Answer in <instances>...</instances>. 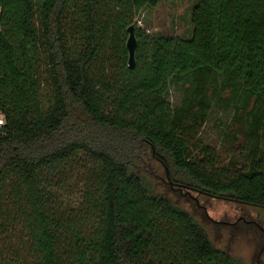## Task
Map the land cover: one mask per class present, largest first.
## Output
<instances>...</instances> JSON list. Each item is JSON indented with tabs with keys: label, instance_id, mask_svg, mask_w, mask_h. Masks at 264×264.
Wrapping results in <instances>:
<instances>
[{
	"label": "trees",
	"instance_id": "16d2710c",
	"mask_svg": "<svg viewBox=\"0 0 264 264\" xmlns=\"http://www.w3.org/2000/svg\"><path fill=\"white\" fill-rule=\"evenodd\" d=\"M176 1L0 0V241L21 229L0 264H242L135 166L155 159L186 188L264 209V0H196L187 39L139 28L143 9ZM218 81L244 129L242 171L209 146L192 156ZM75 171L83 202L69 209Z\"/></svg>",
	"mask_w": 264,
	"mask_h": 264
},
{
	"label": "rangeland",
	"instance_id": "374dc122",
	"mask_svg": "<svg viewBox=\"0 0 264 264\" xmlns=\"http://www.w3.org/2000/svg\"><path fill=\"white\" fill-rule=\"evenodd\" d=\"M196 0H177L172 3H161L156 8L143 9L136 18V22L142 30L155 37L179 36L190 38L192 35L191 13ZM188 85H186L187 87ZM217 86V87H215ZM178 88V85H176ZM209 97H212V109L208 114L206 122L200 127L191 130L192 156L204 157L200 149L209 146L218 156L219 166L231 171H242L247 168L246 152L242 148L245 142L244 129L241 123L234 119L235 105L228 106L227 98L230 96L228 90L223 89L222 81L209 85ZM215 94V95H213ZM217 94V95H216ZM52 92L49 86L43 91L45 106L48 107ZM221 96V101L217 97ZM182 93L172 89L170 93V104L177 106L182 100ZM241 115V113H240ZM1 119H4L0 115ZM237 139V141H235ZM135 172L143 175L150 183L152 191L157 196L170 199L174 205L187 211L206 230L209 238L218 251L228 254L231 258L242 264H264V234L254 227L242 223L235 228L214 224V222H235L239 216L247 219H256L259 224L264 225V209L246 206L234 201L198 195L196 192L188 194L186 189L170 186L166 177V169L163 164L155 159H147L146 162H138ZM83 173L75 171L68 173L67 182L69 187L62 189L61 201L65 208L78 209L83 202V186L77 185V179ZM170 174V173H169ZM172 182L180 184L179 178L172 171ZM74 175V178H73ZM203 206L207 215L197 204ZM242 214V215H241ZM17 229L11 239L0 241L6 249H18L21 247ZM262 254V262L258 259Z\"/></svg>",
	"mask_w": 264,
	"mask_h": 264
},
{
	"label": "water",
	"instance_id": "95a60500",
	"mask_svg": "<svg viewBox=\"0 0 264 264\" xmlns=\"http://www.w3.org/2000/svg\"><path fill=\"white\" fill-rule=\"evenodd\" d=\"M127 34H128V38L126 41V50L128 52V68L130 70L134 69L136 67L137 64V50H138V39L136 36V27L134 25L130 26L127 29ZM166 169V177H167V181L169 182L170 186H177L179 188H183L187 190L188 194H192L193 191L192 189L186 188L185 186H182L180 184H174L171 180L170 174L168 172V169L165 167ZM198 195H202L200 192H196ZM196 202L198 203V199H195ZM206 211V209H205ZM207 212V211H206Z\"/></svg>",
	"mask_w": 264,
	"mask_h": 264
},
{
	"label": "flooded vegetation",
	"instance_id": "af4514ba",
	"mask_svg": "<svg viewBox=\"0 0 264 264\" xmlns=\"http://www.w3.org/2000/svg\"><path fill=\"white\" fill-rule=\"evenodd\" d=\"M197 204H199V203H197ZM198 206L201 209H203L204 213L207 215L205 208L203 206H201L200 204ZM247 220H248V222H245L243 216H239V218L235 222H214V224H219V225H224V226H229L231 228H235V227L239 226L240 224L244 223L249 227L256 228L257 230H259V232L264 234V225L263 224H259V222L256 219L249 218ZM262 251H264V243L262 244ZM260 262H262V254H261L260 258L258 259V263H260ZM263 262H264V260H263Z\"/></svg>",
	"mask_w": 264,
	"mask_h": 264
},
{
	"label": "built area",
	"instance_id": "2783aa9c",
	"mask_svg": "<svg viewBox=\"0 0 264 264\" xmlns=\"http://www.w3.org/2000/svg\"><path fill=\"white\" fill-rule=\"evenodd\" d=\"M3 126H4V120L0 118V131L3 128Z\"/></svg>",
	"mask_w": 264,
	"mask_h": 264
}]
</instances>
